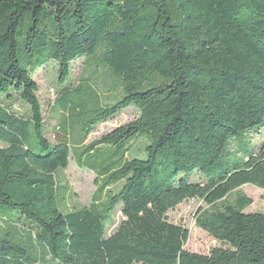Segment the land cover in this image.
<instances>
[{
  "label": "trees",
  "instance_id": "1",
  "mask_svg": "<svg viewBox=\"0 0 264 264\" xmlns=\"http://www.w3.org/2000/svg\"><path fill=\"white\" fill-rule=\"evenodd\" d=\"M50 61L55 124L34 80ZM263 130L264 0H0V264H264V214L229 200L264 189ZM71 159L97 189L68 210ZM191 199L209 207L196 217L220 243L208 254L169 217Z\"/></svg>",
  "mask_w": 264,
  "mask_h": 264
},
{
  "label": "rangeland",
  "instance_id": "2",
  "mask_svg": "<svg viewBox=\"0 0 264 264\" xmlns=\"http://www.w3.org/2000/svg\"><path fill=\"white\" fill-rule=\"evenodd\" d=\"M89 58H92L93 61H89V64H87V69L90 64L94 68L99 69L97 79L100 82H97L101 85L99 91L103 93L107 89V86L109 84L111 85V87H113V81L110 79V76L107 77L106 75L101 73L104 66L102 65L98 57L94 56ZM81 59L83 60L84 57ZM81 59H79L78 61H80ZM72 64H74V62ZM58 66V61H50L46 66L40 68L34 75V80L39 85L38 96L43 106L44 119L48 122L52 121V124H55L56 121L54 122L53 119H50V116H52L50 108L53 105L54 100H56L58 97V87H61L60 82H58ZM72 69L75 82L77 77L79 76L78 74L81 69V62L75 64ZM73 74L70 75V77L66 80L65 84H68L72 80ZM84 77L85 76H82V78ZM82 84L84 87L91 85V83L87 81H83ZM112 90L114 91L115 87ZM79 99H85L84 94L80 96ZM118 99H120V97H118V94L116 93L110 103H113ZM100 102L102 101L100 100ZM13 108L19 114L22 115H26L28 113L27 109L29 110L28 105L23 104L19 101H16L14 103ZM135 116L136 114L133 109H129L128 111L122 112L116 118L109 120L103 124H100L90 136V140L93 141L101 138V136L109 133L114 128L129 122ZM52 124L48 125L49 131H52ZM49 136L52 137L53 140L56 139L55 133L51 132ZM263 139L264 130L259 134H255L254 136V141L257 143L261 142ZM0 146H2L1 143ZM62 175L65 176L66 182L69 184L70 187V193L65 202L66 208L69 210L76 204H90L92 196L97 189L94 173L86 169L79 168L75 161L71 159L68 168L62 172ZM192 178L194 180H197L196 175ZM239 193H243L248 198L252 199L253 203L246 209V212H261L264 214V189H259L251 185H243L232 194L229 200L233 201ZM201 209H209V207L207 204L200 200L191 199L183 202L174 210H171L169 212V217L172 222L181 224L188 228L190 236L185 246L187 250L191 252L208 254L213 247L220 245V243H218L212 236H210L206 231L202 230L197 225L196 217ZM120 218L121 215L120 212H118L115 215L114 225L109 227V232H112L115 229V227L120 221Z\"/></svg>",
  "mask_w": 264,
  "mask_h": 264
}]
</instances>
